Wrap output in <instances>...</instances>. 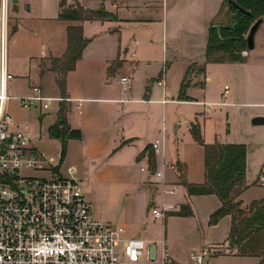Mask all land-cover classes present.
<instances>
[{"label": "rangeland", "instance_id": "1", "mask_svg": "<svg viewBox=\"0 0 264 264\" xmlns=\"http://www.w3.org/2000/svg\"><path fill=\"white\" fill-rule=\"evenodd\" d=\"M32 1L38 4L41 0ZM53 2L54 0H46L49 6L53 5ZM166 3L165 7L169 10L168 17L170 18L174 13L171 8L173 0H166ZM73 4L75 3L73 2ZM161 4L160 2L156 3L154 10L155 17H158L155 18L156 20L163 18V10L161 8L163 5ZM225 12L223 10L222 16L216 21L217 24H232L233 16H227ZM39 20L35 18L34 21L27 20L23 22L24 28L20 30L18 38L24 40L20 44L24 45L28 42V38L32 42H40L42 38L44 39L50 35V30H53L51 25H44L43 21L40 20V23ZM9 25L11 43L18 26L17 21L12 16V9ZM211 25L210 23L209 29ZM209 29L207 30L208 35ZM189 32L190 30L180 29L174 35L169 31L168 38L165 39L167 46L175 48L173 46L175 44L179 48H186L187 40L184 38L189 36V34H186ZM159 39L161 37L156 36L155 41ZM137 40L142 42V37H138ZM22 58V55L13 56L10 53L9 70L15 76V79L10 83V95L15 98L29 96L31 94L30 84L33 87H40L47 96L54 95L55 89L50 76L46 75L45 79H40L39 77V75L43 76V73L49 68L51 69V61L44 59L35 62L36 66L33 68L31 66V70H23L22 64L24 62ZM262 59H264L263 23L255 35V47L251 51L249 58L246 57V61ZM126 61L132 66L136 65V63H131L129 59H126ZM149 61H155L152 64V79L155 78V80L148 83L146 79H140L138 81V89L145 91L148 88H152L154 90L151 94L153 101L162 102L166 99L168 102L165 105L167 119L171 121L169 123V134H167V139H164L165 160L163 161L161 155L156 156L154 154L157 165L154 173L161 171L164 174L163 178L158 182L154 179L148 181V173L141 170L142 168L150 170L147 157L151 154V150L147 152V157L140 160L138 159L139 155L136 158L139 146H131L125 149L124 154L121 155L122 160L108 157L91 159L90 157L82 156L80 143L74 141L76 139L69 140L66 156L59 168L60 175H65L70 166L77 168L76 177L83 183L84 194L90 203L92 214L103 222L128 226L125 235L127 239L139 238L143 240L147 232H154L155 235L153 237H159L154 238V240L162 238L164 231L163 220L158 221L161 219L153 217L151 205L156 207H162L165 203L176 205L183 200L184 195L188 196L185 186L180 182L181 172L179 169H183V167L178 161L188 166V172L186 169L184 172L187 182L191 184H203L205 182V150L194 139L191 133L192 124L200 125L206 145H212L216 140L229 144L245 145L248 150V163L250 168L253 169L251 179L256 178V180L253 183L254 186L247 190L242 197L244 206H248L251 201L258 200L264 196V186L259 184L260 178L264 177V127H254L248 118L252 113L264 111V70L248 74L243 65L229 62L221 64L207 63L205 61L199 68L195 67V64L189 67L183 64L170 65L172 69L169 70L168 75L171 91L165 98L164 91L159 88L157 80L164 73L163 70H167V66L159 61L157 55ZM199 72L203 75L206 74L207 77L197 79ZM84 73V77L75 83L78 88L88 81L91 83L85 84L93 85L99 91L112 90L120 92L122 89L128 91L133 86V79L129 86H124L121 83L120 76L106 79L86 71ZM79 74L81 75L82 71ZM184 82L188 89L192 87L197 90L194 97L205 101V104L196 105L182 102L185 101L181 100V87ZM226 86L230 89L227 98H224ZM144 96L145 94L141 93L139 97L142 98ZM156 103L159 102H155L151 110L152 121L149 129L151 132H157L163 125L164 105ZM58 104V102H54L52 108L46 110L47 115L43 114L45 111H41L35 106L28 110L21 108L17 99H12L9 104L10 112L19 123L20 129L28 132L38 149L47 157L58 156L62 153L61 142L51 139L48 134L49 126L57 117ZM69 109L71 111V108ZM39 114L43 115V120L38 118ZM173 118H175V121H180L181 127L177 134L174 132V123L178 122H173ZM95 157L101 156L95 155ZM171 164L176 165V171L166 168L165 165L170 166ZM29 174L36 177L51 176L49 171L30 172ZM167 189H173L175 196L166 195ZM205 198L197 197L195 201L189 202L194 212L195 208H197L201 215L205 213L204 204L210 199L209 197ZM179 209L180 206H177L176 210ZM145 227L148 228L147 232L143 231ZM147 244H150L149 241H147ZM227 258L232 259L229 260ZM213 259L221 260L220 264H260L255 258L237 256L227 257L219 255Z\"/></svg>", "mask_w": 264, "mask_h": 264}, {"label": "crops", "instance_id": "2", "mask_svg": "<svg viewBox=\"0 0 264 264\" xmlns=\"http://www.w3.org/2000/svg\"><path fill=\"white\" fill-rule=\"evenodd\" d=\"M16 1L17 4L14 5V7L12 5L11 9L12 16L17 21L18 26L10 43V53L13 54V56H23V70H31V66L32 68L36 66L34 64L35 62L49 59L50 57L62 58L67 50V27L72 25L83 26L84 36L91 42L84 50L83 57L77 63L76 69L70 72L66 79V96L70 99L69 106L71 108L68 115V122L73 130L79 131L81 134V139L74 141L80 143L82 156H87L91 159L108 157L115 160H122L121 155L124 154L125 149L131 146H139L136 153L137 158L138 155L148 146H151L157 138L163 139L164 142L167 139V134H169V123L171 121L167 119L165 106L168 104L167 100H163L164 102L153 101V99H151V94L154 92L152 88H148L145 91H140V89H138V81H140V79H146L148 83L155 80V78L152 79V64L155 61L149 60L152 57L155 58L157 55L159 61L167 66V70H163L166 82L165 87L159 86V88L164 91V97L166 98L171 91L168 75L169 70L172 69L170 65L183 64L189 67L195 64L194 66L199 68L200 65L205 63L208 43L207 30L209 29L210 23L212 24L213 21H217L219 17H221V14H223V5L226 0H173L171 8L174 13L170 18L168 17L169 10L165 7V5H167L166 0H105L104 3L100 0H79L81 5L87 9L100 10L104 8L107 12L117 17V20L87 21L84 23L63 22L58 20L59 0H54L51 6L46 3V0H41L38 4L32 0ZM157 2L163 5V7H161L163 10V18L156 20L155 18L158 17H155L154 10ZM68 3L73 4V0H68ZM35 18L42 20L44 25H51L53 30H50V35L44 39L42 38L40 42H32L31 39L28 38V42L24 45L20 44V42L24 40L18 38L20 36V30L24 28L23 22L27 20L34 21ZM180 29L190 30L189 33H186L189 34V36L184 38L187 40V47L179 48L173 44L177 50L175 48H169L165 40L168 38L169 31L176 35L177 31ZM91 36L92 38H90ZM140 36L142 37V42L137 40ZM156 36L161 37V39L155 41ZM135 41L139 42L137 46L134 44ZM129 49L136 51L137 55L135 59H131L130 55L127 54ZM251 51L248 53V58ZM126 59H129L131 63H136V65L132 66ZM115 62H120L121 66L113 68V70L109 72V68ZM233 64L243 65L248 71V74L264 70V59L234 62ZM81 71L82 74L80 75L79 73ZM85 71L96 74L99 77L102 76L106 79L115 76H120V78L129 76L131 80H134L133 86L128 91H124L123 89L120 92L112 90L99 91L95 86L85 84L91 83L88 81L84 82V85L78 88L75 83L84 77ZM46 75L50 76V80L55 89V94L49 95V97L61 98L60 90L56 82L58 77L57 73L51 71L49 68L43 76L39 75V77L40 79H45ZM202 77L205 78L207 76L199 72V74H197V79H201ZM29 86L31 90L33 85L30 84ZM226 87L229 93L230 88L228 86ZM226 87L224 98L228 96ZM141 93L145 94L142 98L139 97ZM196 93V89L192 87L189 88L187 90V95L191 98V101L182 102L196 105L205 104V101L198 100L194 97ZM78 101H82L80 108H78ZM155 102H159L156 104L161 103L164 105L163 125L157 132H151L149 131L152 121L151 110ZM58 110L59 104L57 113ZM46 112L47 111L43 114L47 115L48 113ZM79 112H81V114ZM42 116V114H39L38 118H44ZM256 116H264V111L252 113L248 118L252 120ZM56 120L57 117L51 125H53ZM173 120V122H178L174 123V132L177 134V131L181 127L180 121H175V118H173ZM113 128L115 129L112 130ZM216 142L229 144L217 140ZM95 155L101 157H95ZM145 157L147 156L145 155ZM161 157H163L162 159L164 161L165 147ZM147 158L149 159V157ZM178 163L183 167L184 172L185 169L188 172V166L185 163L181 161H178ZM165 166L168 169L167 165ZM247 166L246 181L249 186L247 190H249L254 186L253 183L256 178L251 179L253 169L249 166L248 157ZM147 180L150 181L149 175L147 176ZM169 190L173 193H166V195L175 196V191L173 189ZM246 191L239 198L242 202V197ZM197 197H206L205 199H207V197L210 198L204 204L205 213L203 215H201L197 208H195L194 212L192 206L189 204L190 201H195ZM263 198L264 196L258 200ZM187 204L191 206L193 216H169L170 212L179 211L176 210L177 206L181 207ZM176 205H169L166 203L162 207L151 205V209L158 208L164 210L166 213V217L163 219V236L161 239L154 240V238L159 237H153V235H155L154 232H147L148 228L145 227L143 231L147 232V235L143 240L151 243L164 242L171 257L179 262H187L190 252L206 248L215 251V255L210 259L209 264H220L221 260L213 259L219 255L240 257L229 247L227 241L232 225L231 217L227 216L223 218L214 226H211L209 223L210 216L222 205L220 199L216 195H184L183 200L179 201ZM195 214H197V216H195ZM125 227L127 232L128 226ZM227 259L231 260L232 258ZM255 259L260 263L258 258Z\"/></svg>", "mask_w": 264, "mask_h": 264}, {"label": "built area", "instance_id": "3", "mask_svg": "<svg viewBox=\"0 0 264 264\" xmlns=\"http://www.w3.org/2000/svg\"><path fill=\"white\" fill-rule=\"evenodd\" d=\"M11 6L12 0H0V264H209L215 255L209 248L192 251L187 262H179L164 242L127 239L124 225L96 218L83 183L76 177L77 168L70 166L60 175L61 155L47 157L28 132L20 129L10 112L12 99L23 109L35 106L41 111L70 99L46 96L38 86H32L29 96L10 95V83L15 79L9 70ZM127 54L131 59L137 55L130 49ZM131 81L129 76L121 78L124 86ZM157 84L165 87L164 73ZM81 103L78 101V108ZM151 147L156 156L162 155L163 139L157 138ZM167 167L177 170L175 164ZM141 170L156 182L163 177L161 171ZM46 171L50 177L29 174ZM259 184L264 186V177ZM152 215L161 220L166 217L158 208L152 209Z\"/></svg>", "mask_w": 264, "mask_h": 264}, {"label": "trees", "instance_id": "4", "mask_svg": "<svg viewBox=\"0 0 264 264\" xmlns=\"http://www.w3.org/2000/svg\"><path fill=\"white\" fill-rule=\"evenodd\" d=\"M100 1L104 3L105 0ZM73 2L75 4H69L68 0H59L58 20L79 23L117 20L116 15L107 12L104 8L91 10L82 6L79 0ZM234 2L249 14L238 11L228 4L227 0L225 1L223 10L226 11L227 16H233L232 24H217L215 21L210 26L205 54L207 63L245 62L246 57L243 56V52L247 50V36L250 29L257 21L264 22V0H234ZM66 35L65 55L62 58H49L50 70L58 75L56 82L61 98L64 99L67 98V76L76 69L84 50L91 42L84 36L82 25L68 26ZM120 66V62H115L109 71ZM187 89L184 82L181 87V100L191 101L187 96ZM69 108L68 103L61 102L57 120L48 129L49 137L59 140L62 144V160L66 156L69 140L81 139L80 132L73 130L68 122ZM191 133L205 150V182L203 184L187 182L184 169L180 168L181 184L185 186L189 196L216 195L222 205L210 216V225H217L223 218L230 216L232 225L227 240L229 247L240 257L258 258L260 264H264V198L252 201L247 207H244L243 202L239 200L249 188L246 181L247 147L243 144L218 142L206 145L199 124H192ZM149 150H151L150 171L154 173L157 165L151 146L140 153L138 159H143ZM169 216L189 217L193 216V211L190 205H182L179 211L170 212Z\"/></svg>", "mask_w": 264, "mask_h": 264}, {"label": "water", "instance_id": "5", "mask_svg": "<svg viewBox=\"0 0 264 264\" xmlns=\"http://www.w3.org/2000/svg\"><path fill=\"white\" fill-rule=\"evenodd\" d=\"M228 4L233 6L235 9H237L238 11L244 13V14H249L246 10L240 8L235 2L234 0H227ZM12 4L16 5L17 1L16 0H12ZM262 21H257L252 28L250 29V32L247 36V50L243 52V56L247 57L249 51L253 50L255 47V35L261 25ZM127 51V50H126ZM251 124L253 126H264V116H256L251 120ZM176 131H177V127H176Z\"/></svg>", "mask_w": 264, "mask_h": 264}]
</instances>
